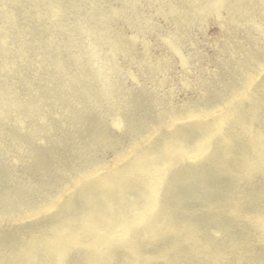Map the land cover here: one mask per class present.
Wrapping results in <instances>:
<instances>
[{"label": "bare ground", "instance_id": "bare-ground-1", "mask_svg": "<svg viewBox=\"0 0 264 264\" xmlns=\"http://www.w3.org/2000/svg\"><path fill=\"white\" fill-rule=\"evenodd\" d=\"M186 1L0 0V220L15 215L8 186L56 177L54 166L70 149L95 145L100 152L121 132L138 131L141 116L156 117L148 134L183 128L159 151L138 153L125 171L120 158L92 163L80 176L68 166L70 187L97 179L98 201L47 229L37 221L27 257L0 253V264H125L121 251L129 264H151L155 257H138L141 245L192 238L172 204L181 184L201 182L205 169L234 181L264 174V97L242 103L257 75L226 94L215 88L219 68L242 62L226 51L264 47V0H196L178 15ZM198 16L210 20L201 34L212 27L225 33L213 74L187 36ZM196 92L217 109L203 104L158 116L162 102ZM195 124L198 136L189 130ZM34 211L31 220L45 210ZM229 213L264 229L260 217Z\"/></svg>", "mask_w": 264, "mask_h": 264}, {"label": "rangeland", "instance_id": "rangeland-1", "mask_svg": "<svg viewBox=\"0 0 264 264\" xmlns=\"http://www.w3.org/2000/svg\"><path fill=\"white\" fill-rule=\"evenodd\" d=\"M193 2L196 0L183 3L178 15L190 11ZM199 16L196 22L186 29L187 36L195 39L199 62L212 69L209 74H213V65L218 61L216 50L221 46V42L223 43L225 33L212 27L210 31L201 34L198 29L208 25L210 20L205 17L199 19ZM252 33L247 31L245 34ZM155 35L163 36L160 30ZM256 46L259 44L256 43ZM226 52H237L242 62L233 61L219 68L215 88L221 94H226L230 90L242 88L248 82L250 74H256L257 78L249 88L247 98L242 101L243 105L248 107L264 97V67L261 66L264 64V47L250 49L244 45V48L239 47V50L230 48ZM198 93L187 98L176 97L172 101L162 102L158 116L167 120L191 110L187 108L189 106L203 104L211 110L217 109L212 99ZM262 116L264 117V113ZM155 118L145 119L141 116L137 119L138 131L121 132L117 139L106 144L100 152L96 150L95 145L84 149H70L64 153L60 165L54 166L56 177L35 176L25 186L13 181L8 187L11 196L16 200V204L11 208L15 215L13 219L11 217L0 220V253L4 255L9 251L14 259H18L19 251L23 250L22 257L26 258L27 255L24 254L35 240L37 221L41 229H47L65 216L75 215L79 208L89 205V200L98 201L97 179L70 187L75 181L71 180L70 172L66 170L68 166H73L80 176L83 171L92 170V163L101 162L105 166H111L120 158L118 170L125 171L132 165L138 153L159 151L173 136H178L183 130L173 127L170 132L148 134L150 128H155ZM179 124L183 126L187 122ZM191 126L190 132L198 136L200 131L196 124ZM260 126L264 132V124ZM148 139L146 145L141 144L143 140ZM112 169L113 167L109 170ZM198 179L202 181L191 185L190 181L181 184L182 188L172 200V204H176L178 210L180 209L176 219L190 231L192 238L188 242L180 241L173 235L156 246L141 245L138 247V257H155L151 264H264V229L255 221L233 217L229 213L234 208L242 216H255L264 220V174L248 181H234L219 176L213 177L209 170L205 169ZM36 207L45 211L31 220L28 216L35 212ZM20 235L22 237L18 238ZM9 239L13 242L7 243ZM127 256L128 253L121 251L125 264L131 261Z\"/></svg>", "mask_w": 264, "mask_h": 264}]
</instances>
